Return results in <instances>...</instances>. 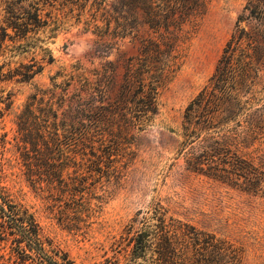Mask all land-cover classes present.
Here are the masks:
<instances>
[{"label":"rangeland","instance_id":"obj_1","mask_svg":"<svg viewBox=\"0 0 264 264\" xmlns=\"http://www.w3.org/2000/svg\"><path fill=\"white\" fill-rule=\"evenodd\" d=\"M50 1L55 4L49 8L52 16L60 22L56 30L40 37L54 62L28 83L0 80V188L34 214L45 249L29 247L33 241L29 239H21L22 247L17 248L15 239H10L0 243V264H153L152 251L136 245L139 231L126 233L125 228L133 224L139 230L137 221L157 205L168 217L232 243L241 252L240 264H264V195L191 172L186 159L197 156L198 140L182 137L184 110L213 74L248 0L208 1L204 14L185 27L177 46L178 69L157 87V114L132 122L121 119L109 105L126 60L137 54V41L125 39L99 57L97 37L84 30L86 15L77 19V7ZM91 1L85 3V10ZM5 11L1 3L0 25ZM240 26L250 29L247 22ZM139 35L146 36L145 29ZM25 58L29 56L12 61ZM72 73L82 74L87 81L84 88L102 91L105 100L100 104L97 94L92 95L85 107L87 118L81 120L85 128L72 127L68 119H62L67 104L60 96L68 99L84 91L77 80L70 79ZM261 74L264 77V63ZM80 95L89 100L85 92ZM34 96L48 101L61 135L55 156L62 165V182L55 177L51 188L45 182L38 186L27 180L22 164L17 118ZM257 99V104L264 103V88ZM100 105L105 109L97 111ZM47 121L49 131L53 119ZM24 256L30 260L21 262Z\"/></svg>","mask_w":264,"mask_h":264},{"label":"trees","instance_id":"obj_2","mask_svg":"<svg viewBox=\"0 0 264 264\" xmlns=\"http://www.w3.org/2000/svg\"><path fill=\"white\" fill-rule=\"evenodd\" d=\"M87 1L54 3L77 7V19L86 15L84 30L97 37L95 53L99 57L117 49L125 39L138 44L137 54L125 62L121 83L109 107L129 122L155 116L157 87L178 69L177 46L185 36V27L204 14L209 0H92L85 10ZM1 3L6 15L0 25V56L4 59L0 80L28 83L54 62L40 35L56 30L60 22L49 9L55 4L50 0H0ZM243 13L238 16L207 84L184 110L182 137L186 141L198 140L197 156L186 159L191 172L264 195V103L257 104L259 90L264 88V0H248ZM243 22L250 25L249 30L240 26ZM140 29H145L147 35L140 36ZM16 56L29 58L13 62ZM69 76L83 88L87 86L82 74ZM81 92L89 95L87 102ZM94 93L102 104V91L91 87L68 99L60 96L62 103L67 104L62 119H68L72 127L85 128L81 120L87 118L85 107ZM31 100L32 104L26 105L17 118L23 144L22 164L27 180L38 186L45 182L51 188L55 177L62 182V165L55 156L61 145L57 115L42 96ZM103 109L102 105L97 107V111ZM49 117L53 122L47 131ZM137 223L139 230L132 224L125 228L126 233L139 231L136 245L139 250L152 251L153 264H240L241 252L232 243L168 217L159 205ZM41 234L34 214L13 202L0 188V243L15 239V246L20 248V240L29 239L33 240L27 244L29 247L43 251ZM29 260L24 256L21 262Z\"/></svg>","mask_w":264,"mask_h":264}]
</instances>
